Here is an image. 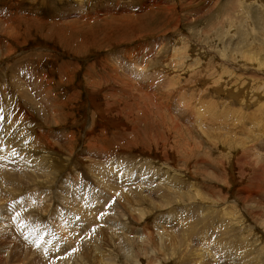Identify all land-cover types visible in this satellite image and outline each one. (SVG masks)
<instances>
[{
	"label": "rangeland",
	"instance_id": "1",
	"mask_svg": "<svg viewBox=\"0 0 264 264\" xmlns=\"http://www.w3.org/2000/svg\"><path fill=\"white\" fill-rule=\"evenodd\" d=\"M0 264H264V0H0Z\"/></svg>",
	"mask_w": 264,
	"mask_h": 264
},
{
	"label": "bare ground",
	"instance_id": "2",
	"mask_svg": "<svg viewBox=\"0 0 264 264\" xmlns=\"http://www.w3.org/2000/svg\"><path fill=\"white\" fill-rule=\"evenodd\" d=\"M77 1H81V0H77ZM218 109V108H217ZM3 233V232H2ZM44 241V240H43ZM46 244V243H45Z\"/></svg>",
	"mask_w": 264,
	"mask_h": 264
}]
</instances>
